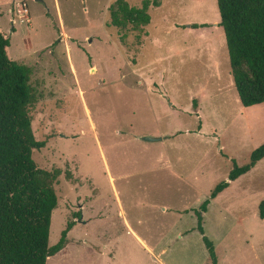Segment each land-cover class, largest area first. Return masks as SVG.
Returning <instances> with one entry per match:
<instances>
[{
	"label": "rangeland",
	"instance_id": "obj_1",
	"mask_svg": "<svg viewBox=\"0 0 264 264\" xmlns=\"http://www.w3.org/2000/svg\"><path fill=\"white\" fill-rule=\"evenodd\" d=\"M114 1L0 0L46 142L32 157L61 171L49 246L74 223L46 264H212L194 210L264 141V102L239 103L216 0H158L139 31L109 24ZM262 199L264 158L210 199L202 227L216 264H264Z\"/></svg>",
	"mask_w": 264,
	"mask_h": 264
},
{
	"label": "trees",
	"instance_id": "obj_2",
	"mask_svg": "<svg viewBox=\"0 0 264 264\" xmlns=\"http://www.w3.org/2000/svg\"><path fill=\"white\" fill-rule=\"evenodd\" d=\"M216 3L218 26L225 36L239 103L243 107L263 103L264 0H216ZM150 5L158 6L159 1L143 0L136 7L126 0H115L108 8L109 24L139 31L149 23ZM8 46L9 37L0 30V264H46L49 256L65 247L66 234L74 223L67 222L58 241L49 246L51 213L57 204L52 182L61 171L40 168L32 157L33 151L44 147L46 142L36 140L31 129L29 107L35 97L28 83L29 68L11 58ZM192 107L196 108L195 100ZM262 158L264 141L251 150L246 163L238 165L232 160L226 179L219 181L194 210L195 229L212 264H216V254L212 241L204 234L202 213L210 199ZM65 174L70 176L68 172ZM258 217L264 219V199L258 203Z\"/></svg>",
	"mask_w": 264,
	"mask_h": 264
},
{
	"label": "crops",
	"instance_id": "obj_3",
	"mask_svg": "<svg viewBox=\"0 0 264 264\" xmlns=\"http://www.w3.org/2000/svg\"><path fill=\"white\" fill-rule=\"evenodd\" d=\"M196 110V109H195ZM151 137V136H150ZM156 138V137H155ZM159 140V139H158ZM154 141H157V140H154ZM244 175V174H243ZM113 190H114V195H115V198H116V200H117V202H118V204H119V199H118V193H117V191H116V189L114 188V186H113ZM122 219H123V222H124V225H125V227L130 231V233H132L138 240H139V242L147 249L148 247H147V245H146V243L143 241V239L142 238H140L138 235H136V233L132 230V228H131V226L129 225V223H128V221H127V219L125 218V217H123L122 216ZM64 249V248H63Z\"/></svg>",
	"mask_w": 264,
	"mask_h": 264
},
{
	"label": "water",
	"instance_id": "obj_4",
	"mask_svg": "<svg viewBox=\"0 0 264 264\" xmlns=\"http://www.w3.org/2000/svg\"><path fill=\"white\" fill-rule=\"evenodd\" d=\"M143 139L146 140V141H154V140H158L159 138L150 137V136H144Z\"/></svg>",
	"mask_w": 264,
	"mask_h": 264
},
{
	"label": "built area",
	"instance_id": "obj_5",
	"mask_svg": "<svg viewBox=\"0 0 264 264\" xmlns=\"http://www.w3.org/2000/svg\"><path fill=\"white\" fill-rule=\"evenodd\" d=\"M21 11L24 12V13H26V9H24V10L21 9Z\"/></svg>",
	"mask_w": 264,
	"mask_h": 264
}]
</instances>
